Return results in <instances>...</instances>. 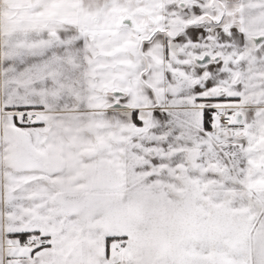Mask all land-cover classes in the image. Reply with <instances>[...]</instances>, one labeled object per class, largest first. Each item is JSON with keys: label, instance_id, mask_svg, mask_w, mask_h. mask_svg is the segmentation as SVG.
<instances>
[{"label": "snow or ice", "instance_id": "snow-or-ice-1", "mask_svg": "<svg viewBox=\"0 0 264 264\" xmlns=\"http://www.w3.org/2000/svg\"><path fill=\"white\" fill-rule=\"evenodd\" d=\"M0 264H264V0H0Z\"/></svg>", "mask_w": 264, "mask_h": 264}]
</instances>
